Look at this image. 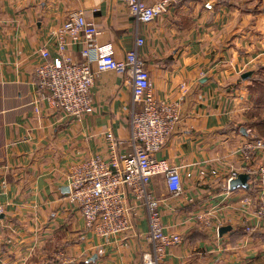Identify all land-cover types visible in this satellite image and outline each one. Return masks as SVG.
Returning a JSON list of instances; mask_svg holds the SVG:
<instances>
[{"label": "crops", "instance_id": "obj_1", "mask_svg": "<svg viewBox=\"0 0 264 264\" xmlns=\"http://www.w3.org/2000/svg\"><path fill=\"white\" fill-rule=\"evenodd\" d=\"M77 10L116 59L143 39L138 53L153 97L174 105L179 117L156 157L182 167V193L171 194L161 176L150 183L163 231L181 237L165 247L161 264H264V220L255 222L252 200L241 203L258 190L254 171L264 165V150L247 166L239 150L248 138L264 139V0H185L150 23L120 0H0V264H143L151 249L142 205L141 236L124 244L87 231L67 201L69 166L108 157L107 129L122 142L118 152L132 149L129 81L98 72L91 110L80 118L46 99L34 103L41 49L56 56L57 30ZM84 47L70 42L63 54L80 61ZM233 170L249 174L248 189H225ZM198 212L209 213V225L195 219ZM242 220L254 230L246 232Z\"/></svg>", "mask_w": 264, "mask_h": 264}, {"label": "built area", "instance_id": "obj_2", "mask_svg": "<svg viewBox=\"0 0 264 264\" xmlns=\"http://www.w3.org/2000/svg\"><path fill=\"white\" fill-rule=\"evenodd\" d=\"M120 1L137 21L150 23L185 0H156L150 5L143 0ZM100 33L94 23L86 20L83 11L68 15L56 33V56L51 57L47 49H41L42 61L34 70L37 95L34 103L46 99L66 117L80 118L91 110L90 89L98 72L114 71L129 81L133 102L129 118L132 149L118 152L117 147L122 142L107 129L103 136L108 157L94 155L69 166L67 201L77 207L87 231L102 238L120 237L124 244L127 237L141 236L136 229V219L138 205H142L148 222L144 238L151 247L143 253L142 263L161 264L165 247L180 243L181 237L163 231L158 201L150 190V183L153 177L161 176L171 194L182 193V167L156 157L173 133L179 117L174 105L153 97L145 60L138 53L143 39L138 38L133 49L122 59H116L110 42H97ZM70 42L85 44L80 50L82 60L73 61L63 54ZM91 64L95 65L94 70ZM239 150L247 166L256 152L264 150V139L248 138ZM237 175V171H231L226 179V190ZM254 179L256 194L252 199L244 197L241 203L247 207L252 200L251 214L258 223L264 220V165L254 171ZM3 212L0 204V215ZM208 215V212H198L195 219L209 225ZM241 222L246 232L254 230L245 220Z\"/></svg>", "mask_w": 264, "mask_h": 264}, {"label": "water", "instance_id": "obj_3", "mask_svg": "<svg viewBox=\"0 0 264 264\" xmlns=\"http://www.w3.org/2000/svg\"><path fill=\"white\" fill-rule=\"evenodd\" d=\"M249 75L248 72L244 73L243 78L247 77ZM248 180H249V175L247 173H239L235 178H233L230 182H229V189L230 190H234L237 188H243V189H248L249 185H248ZM230 227L226 226V227H222L219 229V233H222L226 230H229Z\"/></svg>", "mask_w": 264, "mask_h": 264}]
</instances>
